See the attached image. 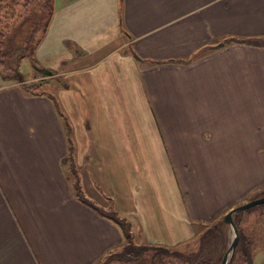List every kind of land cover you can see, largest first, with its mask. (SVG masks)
I'll return each instance as SVG.
<instances>
[{"label": "crops", "instance_id": "0c3cea01", "mask_svg": "<svg viewBox=\"0 0 264 264\" xmlns=\"http://www.w3.org/2000/svg\"><path fill=\"white\" fill-rule=\"evenodd\" d=\"M252 38L264 39V0H56L35 50L46 92L0 83V264L118 251L108 198L135 243L188 244L263 187L264 42ZM70 156L91 162L78 182L91 196L75 194Z\"/></svg>", "mask_w": 264, "mask_h": 264}, {"label": "rangeland", "instance_id": "374dc122", "mask_svg": "<svg viewBox=\"0 0 264 264\" xmlns=\"http://www.w3.org/2000/svg\"><path fill=\"white\" fill-rule=\"evenodd\" d=\"M55 3H56V0H55ZM29 7H34V6H29ZM30 9H33L30 14H26L18 18L15 21L12 20L13 22L11 24L14 26L12 27L9 34L7 35V40H6V43L9 44V46L16 47V48L21 47L22 46L21 44L25 42L26 37L30 36L31 26L34 23V21H36V18L38 17V11L35 8H30ZM45 14L46 16L48 15L47 9L45 11ZM46 18H43L41 22L45 23ZM41 32H42L41 28H39L38 31L34 32L36 33V36H35V40L33 44L36 43ZM33 44L28 45L29 47L28 50L29 49L31 50V48H33ZM36 56L37 55L33 53L32 56H28L22 59L20 63L17 61L18 60L17 58L16 59L11 58L8 60V62H10L11 68L12 67L16 68L19 64V70H20L21 75L24 77L25 80L27 79L29 83L34 82L35 80L42 81L43 78L45 79V76L42 74V72H39L38 67L34 64L33 60L36 59ZM47 78L51 79L52 77H47ZM3 82L14 83V81L12 82V81H9L8 79L0 77V83H3ZM24 84L26 85V83ZM248 157L249 156L240 157L237 161V165H241L247 162V165H249V169H250L251 165L248 163V160H250V158ZM262 158L263 156L260 157L262 168H263L264 163H263ZM90 163L91 162H89L88 160V163H84V165H81V168L77 169L76 166L79 165V161L77 159H74L73 156L72 157L70 156V158L68 159L69 172H70L69 175L72 181L74 192L77 196H81V197L84 196L82 189L84 191H87L89 193V196L92 195L93 189L89 186L87 187L86 182H85V188H82L80 183L78 185V182L82 180V177L84 174L83 172L87 171V168L89 167ZM244 168L246 169V165ZM240 174L245 176L244 173H240ZM262 180L263 179H261L260 182ZM246 183H247V180H246ZM94 194L97 195L96 198L98 201L99 199L101 200V196H99L96 193ZM258 194H260V189H258V191L256 192L252 190L250 194L246 195L244 198L236 202L234 204L235 207L248 203L249 201L255 198L261 197ZM102 204L104 205V207H106V209L108 208L109 203L106 199L102 201ZM230 210L228 209V211ZM228 211L221 213L218 218L223 217ZM238 218L240 219L243 232L249 239L253 238L258 248V252L255 257V264H264V204L256 205L250 209L242 211V213L238 216ZM216 220L217 218L214 220L208 221V222L214 223ZM140 234H141L140 230H135V232L132 233L131 244L135 242L137 243L142 242L140 238H136ZM199 235H197L194 239H191L190 242H188V244L186 243V244H180V245H175V246L165 245V246H159V247L158 246H152V247L146 246L144 247L145 249L142 252L143 254L141 258L117 260L109 264H220L219 262L220 260L222 261L233 238V230L231 226L228 227L227 232H226V235H227L226 241H225L226 244L223 241V239H225V236L219 235L216 238L210 237V239L212 238L211 244L212 243L214 244L212 245L208 244L204 248L201 255L194 256L199 253V247L201 245L198 242ZM131 244L125 243V245L120 247L119 251L125 250L126 248H128V250H132L133 247L131 246ZM142 244H148V243L143 242ZM126 246H130V247H126ZM166 251H169V252L168 254L165 255L164 253ZM105 257L102 258L100 261H98L96 264H105V260H106ZM232 264H243V261L237 257Z\"/></svg>", "mask_w": 264, "mask_h": 264}, {"label": "trees", "instance_id": "16d2710c", "mask_svg": "<svg viewBox=\"0 0 264 264\" xmlns=\"http://www.w3.org/2000/svg\"><path fill=\"white\" fill-rule=\"evenodd\" d=\"M34 6V7H29ZM35 8L38 11V17L36 18V21L31 26V33L30 36L26 37V40L23 44H21V47H12L9 46V44L6 43L7 35L9 34L10 30L14 25L11 23L18 18L30 14L33 9ZM47 9L48 15L46 16L45 11ZM55 10V0H0V77H3L5 79H8L9 81L18 82L25 81L24 77L21 75L19 70V64L16 68H11L10 62H8L11 58H17L18 62L20 63L22 59L32 56V54H35L36 48L39 46L41 41L43 40L44 35L46 34V31L48 29V26L50 24V21L52 19V16L54 14ZM47 17V18H46ZM43 18H46V22L42 23L41 20ZM13 20V21H12ZM39 28L42 29V32L40 36L38 37V40L35 44H33L36 36V31L39 30ZM258 41L259 43H263L264 39H244L245 42L248 41ZM33 44V48L31 50H28V45ZM264 44V43H263ZM22 51V52H21ZM21 52V53H20ZM34 64L38 67L39 72H42V74L45 72V69L41 68L39 66V63L37 59H34ZM50 72V71H49ZM52 73V72H51ZM54 74V73H52ZM45 76V75H44ZM50 79L43 78L42 81L35 80L34 82H28L26 85L24 84L25 89L33 94L36 93H45L46 92V85L50 84ZM260 196H264V186L260 188ZM108 203L110 206L107 208L106 211L101 209V211L105 212L103 214L110 217L113 221H115L117 224H119L124 231L126 232L127 242L128 244H131V223L125 217H121L119 213L115 210L113 207V202L111 199L108 198ZM233 208V207H232ZM230 208V209H232ZM229 209V210H230ZM242 213L238 212L234 216L235 223L238 227L239 234H240V240L238 242L236 251L234 253L233 258L230 261V264L234 262V260L238 257L243 261V264H255V257L258 252V248L255 244V241L252 239H249L245 233L243 232L240 219L238 216ZM224 217V216H223ZM223 217L218 218L214 223L207 222V223H201L199 224V236H198V242L200 245L199 247V253L194 256H199L202 254L204 248L211 244L212 238H216L219 235L225 236V239H223L224 243L226 241V232L229 227L228 224L224 222ZM220 231V232H219ZM222 232V233H221ZM210 237H212L210 239ZM133 243V241H132ZM226 244V243H225ZM133 247L132 250H128L126 248L122 251H111L108 253V255L105 257V264H109L111 262L117 261V260H123V259H137L142 257V252L145 249L144 247H152V246H161V245H152V244H131ZM130 247V246H126ZM169 251H166L164 254H168ZM180 253V252H179ZM181 254V253H180ZM221 263V260L220 262Z\"/></svg>", "mask_w": 264, "mask_h": 264}, {"label": "water", "instance_id": "95a60500", "mask_svg": "<svg viewBox=\"0 0 264 264\" xmlns=\"http://www.w3.org/2000/svg\"><path fill=\"white\" fill-rule=\"evenodd\" d=\"M52 73L49 72V75H51ZM260 204H264V196L255 198L251 201H249L248 203H245L243 205L240 206H236L234 208H232L230 211H228L225 215H224V222L226 224H228L229 226H231L232 230H233V238L232 241L229 245L228 250L226 251L222 261L220 264H230L231 259L234 256V253L236 251L238 242L240 240V234H239V230L238 227L235 223L234 220V216L236 213L250 209L256 205H260Z\"/></svg>", "mask_w": 264, "mask_h": 264}]
</instances>
